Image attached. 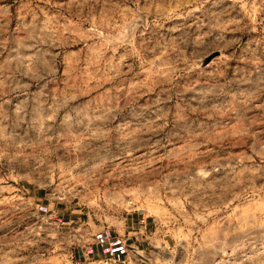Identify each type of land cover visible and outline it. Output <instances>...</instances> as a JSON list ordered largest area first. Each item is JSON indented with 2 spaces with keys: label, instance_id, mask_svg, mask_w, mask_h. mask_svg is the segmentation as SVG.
<instances>
[{
  "label": "rangeland",
  "instance_id": "rangeland-1",
  "mask_svg": "<svg viewBox=\"0 0 264 264\" xmlns=\"http://www.w3.org/2000/svg\"><path fill=\"white\" fill-rule=\"evenodd\" d=\"M136 217L124 264H264V0H0V264Z\"/></svg>",
  "mask_w": 264,
  "mask_h": 264
},
{
  "label": "crops",
  "instance_id": "crops-1",
  "mask_svg": "<svg viewBox=\"0 0 264 264\" xmlns=\"http://www.w3.org/2000/svg\"><path fill=\"white\" fill-rule=\"evenodd\" d=\"M55 212L60 218H57L58 223L67 224L71 222L70 219L65 221L66 218L60 215V210L57 207H55ZM125 221V227L122 231L103 233L96 240H93L91 245H87L83 247L84 249L78 251L77 255H75V262L85 264L109 259L122 262L131 256V251H145L148 245L146 239L148 238L149 224L140 217L127 218Z\"/></svg>",
  "mask_w": 264,
  "mask_h": 264
},
{
  "label": "built area",
  "instance_id": "built-area-1",
  "mask_svg": "<svg viewBox=\"0 0 264 264\" xmlns=\"http://www.w3.org/2000/svg\"><path fill=\"white\" fill-rule=\"evenodd\" d=\"M99 263H103V264H124L125 261H122V262H118L114 259H109V260H102V261H98ZM92 263H95V262H90V263H87V264H92Z\"/></svg>",
  "mask_w": 264,
  "mask_h": 264
}]
</instances>
